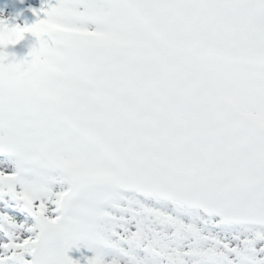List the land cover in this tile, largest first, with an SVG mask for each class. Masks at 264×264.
I'll list each match as a JSON object with an SVG mask.
<instances>
[{
    "label": "snow or ice",
    "instance_id": "1",
    "mask_svg": "<svg viewBox=\"0 0 264 264\" xmlns=\"http://www.w3.org/2000/svg\"><path fill=\"white\" fill-rule=\"evenodd\" d=\"M33 12L52 55L0 103V264H264V0Z\"/></svg>",
    "mask_w": 264,
    "mask_h": 264
},
{
    "label": "clouds",
    "instance_id": "2",
    "mask_svg": "<svg viewBox=\"0 0 264 264\" xmlns=\"http://www.w3.org/2000/svg\"><path fill=\"white\" fill-rule=\"evenodd\" d=\"M0 19L8 21L2 12ZM22 41L26 51L19 53L16 46ZM51 55L38 37L30 40L15 25L0 24V103L6 108L24 107L36 93L38 70Z\"/></svg>",
    "mask_w": 264,
    "mask_h": 264
},
{
    "label": "rangeland",
    "instance_id": "3",
    "mask_svg": "<svg viewBox=\"0 0 264 264\" xmlns=\"http://www.w3.org/2000/svg\"><path fill=\"white\" fill-rule=\"evenodd\" d=\"M42 1H47V0H42ZM43 18L44 16L40 19H43ZM23 42H26V41H23ZM14 162H15V158L13 156L7 153H0V168H4V169L11 171L15 166ZM68 254L74 259L79 258V255H80L79 252H77L75 249L69 251Z\"/></svg>",
    "mask_w": 264,
    "mask_h": 264
}]
</instances>
